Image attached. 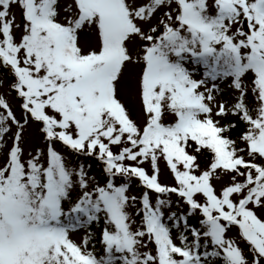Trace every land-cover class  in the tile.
<instances>
[{"label":"snow or ice","instance_id":"obj_1","mask_svg":"<svg viewBox=\"0 0 264 264\" xmlns=\"http://www.w3.org/2000/svg\"><path fill=\"white\" fill-rule=\"evenodd\" d=\"M0 264H264V0H0Z\"/></svg>","mask_w":264,"mask_h":264}]
</instances>
